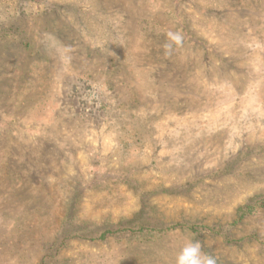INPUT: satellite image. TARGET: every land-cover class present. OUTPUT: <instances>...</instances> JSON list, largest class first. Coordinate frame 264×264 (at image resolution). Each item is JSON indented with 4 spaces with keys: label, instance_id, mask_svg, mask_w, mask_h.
Masks as SVG:
<instances>
[{
    "label": "rangeland",
    "instance_id": "1",
    "mask_svg": "<svg viewBox=\"0 0 264 264\" xmlns=\"http://www.w3.org/2000/svg\"><path fill=\"white\" fill-rule=\"evenodd\" d=\"M186 238L264 264V0H0V264Z\"/></svg>",
    "mask_w": 264,
    "mask_h": 264
},
{
    "label": "clouds",
    "instance_id": "2",
    "mask_svg": "<svg viewBox=\"0 0 264 264\" xmlns=\"http://www.w3.org/2000/svg\"><path fill=\"white\" fill-rule=\"evenodd\" d=\"M169 43L165 44V54H170L173 44L180 46L183 40L179 32L167 33ZM175 264H216L215 259L202 250L199 241L185 239L179 252L175 256Z\"/></svg>",
    "mask_w": 264,
    "mask_h": 264
},
{
    "label": "trees",
    "instance_id": "3",
    "mask_svg": "<svg viewBox=\"0 0 264 264\" xmlns=\"http://www.w3.org/2000/svg\"><path fill=\"white\" fill-rule=\"evenodd\" d=\"M105 232H111V230L105 231ZM105 232H103L100 236H104Z\"/></svg>",
    "mask_w": 264,
    "mask_h": 264
}]
</instances>
